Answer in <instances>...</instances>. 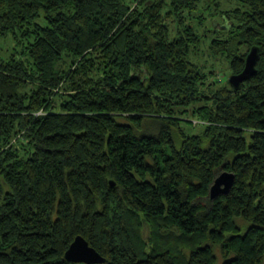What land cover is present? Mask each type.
<instances>
[{
  "label": "trees",
  "instance_id": "trees-1",
  "mask_svg": "<svg viewBox=\"0 0 264 264\" xmlns=\"http://www.w3.org/2000/svg\"><path fill=\"white\" fill-rule=\"evenodd\" d=\"M239 1L202 33L218 0H0V264H74L78 235L103 264H264V0ZM203 41L256 73L216 78Z\"/></svg>",
  "mask_w": 264,
  "mask_h": 264
},
{
  "label": "water",
  "instance_id": "water-1",
  "mask_svg": "<svg viewBox=\"0 0 264 264\" xmlns=\"http://www.w3.org/2000/svg\"><path fill=\"white\" fill-rule=\"evenodd\" d=\"M258 48H253L248 54L244 70L239 74H233L230 77V82L233 86L239 87L242 82L249 79L256 73V65L258 61ZM235 175L231 172L221 173L211 186L210 196L216 198L221 194H227L233 187ZM113 185L115 183H112ZM65 258L74 264H103L106 258L98 252L89 242L81 235H78L71 243L65 253Z\"/></svg>",
  "mask_w": 264,
  "mask_h": 264
},
{
  "label": "rangeland",
  "instance_id": "rangeland-1",
  "mask_svg": "<svg viewBox=\"0 0 264 264\" xmlns=\"http://www.w3.org/2000/svg\"><path fill=\"white\" fill-rule=\"evenodd\" d=\"M219 4L213 3V7L211 8L212 13L214 11L218 10V14L213 16L214 21L211 22V19L207 17V20L204 21L203 25H199V29L201 30L200 32L204 33V30L208 29L209 26H216L217 29H220L222 25L220 26L219 24H224V26L227 25V19L226 17L221 16L220 11L226 10V9H237L241 8L244 9V4L240 2L239 0H218ZM211 22V23H210ZM192 24L197 26V20L193 19ZM210 43L207 41H203L202 45L199 48V60L201 62H204L206 64L205 70H214L216 74V78L219 79H225V80H230V77L232 76L231 68H230V62L227 58L224 57H218V58H213L210 54L209 51L211 52V49H209L208 45ZM191 124V123H189ZM191 132V131H190ZM150 233L149 227L145 231V235L148 236ZM77 264H85V263H77Z\"/></svg>",
  "mask_w": 264,
  "mask_h": 264
}]
</instances>
